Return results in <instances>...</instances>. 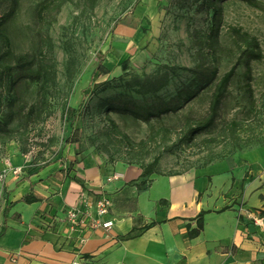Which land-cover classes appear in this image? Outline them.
<instances>
[{"label": "rangeland", "instance_id": "1", "mask_svg": "<svg viewBox=\"0 0 264 264\" xmlns=\"http://www.w3.org/2000/svg\"><path fill=\"white\" fill-rule=\"evenodd\" d=\"M41 1L18 0L6 26L13 54L37 53L35 15ZM208 2L140 0L135 5L136 0H72L65 4L47 29L51 45L39 59L50 79L44 99H39L32 80L36 66L23 71L12 68L15 96L2 100L0 122L11 119L6 128L13 139L0 144V157L6 160L5 149H10L30 157L33 165L58 161L67 149L62 139L68 130L65 110L78 107L93 69L105 54L103 65L109 73L97 79L74 120L79 141L69 144L68 151L75 163L89 159L144 172L156 158L150 175L171 176L264 145V0L222 2L220 47H209ZM5 5L1 1L0 9ZM234 27L256 37L261 49L262 58L251 62L252 99L241 57L215 125L191 136L188 124L207 115L215 84L237 59ZM214 69L216 75L207 83L205 77ZM143 88L157 90L137 92ZM187 91L196 95L185 102L184 93L180 94ZM125 104H132L141 115L151 112L153 116L143 121L122 109H111ZM111 121L132 142L145 144L124 146ZM231 121L240 124L235 132L228 125ZM154 132L157 135L149 139ZM3 181L1 174L0 209L5 199Z\"/></svg>", "mask_w": 264, "mask_h": 264}, {"label": "crops", "instance_id": "2", "mask_svg": "<svg viewBox=\"0 0 264 264\" xmlns=\"http://www.w3.org/2000/svg\"><path fill=\"white\" fill-rule=\"evenodd\" d=\"M9 150L0 157V264H264V232L239 216L240 208L264 213V145L155 177L89 159L75 163L68 145L58 161L36 165ZM113 173L120 178L108 182ZM29 192L36 202H20ZM103 194L112 200L104 217L112 227L69 230L65 212ZM202 212L203 228L189 238Z\"/></svg>", "mask_w": 264, "mask_h": 264}, {"label": "trees", "instance_id": "3", "mask_svg": "<svg viewBox=\"0 0 264 264\" xmlns=\"http://www.w3.org/2000/svg\"><path fill=\"white\" fill-rule=\"evenodd\" d=\"M1 1H4L6 5L3 10L0 9V106L5 96H7L10 99H13L15 96L14 85L10 81L11 71L13 67L22 71L30 69L33 66L37 67V72L35 73V75L32 76V80L37 85L39 99L43 100L45 95V87L47 83L50 81V79H49V72L47 71L46 67L41 63L39 59L43 56L42 53L43 50L46 49L47 47H50L51 45V41L47 35V29L51 25V23L54 22L55 16L60 11V9L65 4L71 2L72 0H43L37 5L36 15H35L36 18L35 33L38 38L39 49L36 54H31V55L13 54L11 49L10 39L6 31L7 23L12 20L17 10L18 0H0V3ZM223 1L224 0H209L208 2V9L212 13V18L209 27V36H208V39H210L208 41H210L211 43L209 47L212 45H216L217 47H220L218 37L223 20L222 18ZM242 1L251 3L253 0H242ZM139 2L140 0H136L135 5L138 4ZM231 33L235 38V51L238 53L237 59L235 63L232 64L230 68L225 73L222 74L218 82L215 84L211 94L207 115L200 121L188 124V131L191 136L200 134L212 128L215 125L216 120L219 116V109L227 93L228 85L235 74V70L239 65V61L241 57H244L242 63L245 68L244 78L247 85L246 89L247 92L249 93L250 98L252 99V90L250 87L251 62L260 60L262 58L260 45L256 37L250 35L248 32L243 31L241 28L234 27L231 29ZM243 45L245 46L244 48ZM105 57L106 54L101 56L97 62V65L93 69L90 81L87 87L82 91V100L78 105V107L75 109L67 108L65 110V122L68 125V130L62 138L64 145H69V144L74 145L79 141L78 130L74 128V120L80 113L82 107V101L86 96H88L92 92L94 85L97 83V79L100 76L107 75L109 73V70L106 68V66L103 65ZM125 63L126 61L123 62V64ZM215 75H216V69L211 71L210 76L208 75L207 77H205V81L207 83L212 82ZM128 85L130 86V84ZM137 85L141 87L140 82H137ZM156 90H157L156 88H152V89L143 88L137 90V92L143 94L146 93L147 91H156ZM183 93H184L183 99L185 102L189 101L196 95V91L182 92L180 95H183ZM111 109L112 110L122 109L121 111L128 112L137 118L141 117L143 121H147L150 117L153 116V113L151 112L149 113L146 112V114L141 115L139 111L132 106V104L129 105L125 104L122 108H119L117 106H112ZM10 121L11 119L9 118L8 121L0 122L1 145H5L7 142L13 139V137L11 136V132L7 131L6 128L10 123ZM110 123L113 128L114 135L124 146L132 149L137 146H143L145 144V141H141L138 144H135L129 139V137L125 133L117 129L113 121H111ZM228 125L232 129V132H235L240 127V124L235 121H231ZM156 135L157 132H154V134L150 135L148 138L153 139ZM156 162L157 159L154 158L153 162L145 168L143 174L144 175L152 174L154 172L153 167L156 164ZM19 201L26 204H31L33 202H36V198L32 195V192H29L25 194ZM13 205L14 204H10L9 206H6L4 208L3 211L4 219H6V217L8 216V211ZM205 213L206 212H202L198 215L196 219V223H197L196 228L194 229L188 228L189 238H194L198 236L199 233L201 232L203 228V215ZM4 230H5V225H3L0 230V237L3 235Z\"/></svg>", "mask_w": 264, "mask_h": 264}, {"label": "built area", "instance_id": "4", "mask_svg": "<svg viewBox=\"0 0 264 264\" xmlns=\"http://www.w3.org/2000/svg\"><path fill=\"white\" fill-rule=\"evenodd\" d=\"M120 178L118 173H113L107 181ZM112 207V200L107 194H103L93 202H88L82 207H74L65 212V221L69 230L83 227L87 231L98 228L110 229L112 222L105 220ZM239 216L247 218L255 227L264 232V213L260 210L239 209ZM77 264V263H74Z\"/></svg>", "mask_w": 264, "mask_h": 264}, {"label": "bare ground", "instance_id": "5", "mask_svg": "<svg viewBox=\"0 0 264 264\" xmlns=\"http://www.w3.org/2000/svg\"><path fill=\"white\" fill-rule=\"evenodd\" d=\"M109 62H110V60H109Z\"/></svg>", "mask_w": 264, "mask_h": 264}]
</instances>
